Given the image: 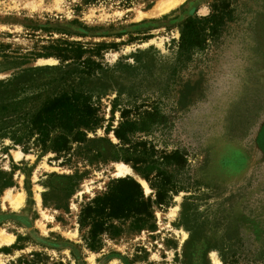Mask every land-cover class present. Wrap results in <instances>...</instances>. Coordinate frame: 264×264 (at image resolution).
Listing matches in <instances>:
<instances>
[{
	"label": "rangeland",
	"instance_id": "1",
	"mask_svg": "<svg viewBox=\"0 0 264 264\" xmlns=\"http://www.w3.org/2000/svg\"><path fill=\"white\" fill-rule=\"evenodd\" d=\"M167 1L0 0V81L59 65L45 54L66 42L95 50L84 56L111 69L110 91L95 101L99 125L85 141L61 154L35 138L0 141V170L13 177L0 194V241H9L0 242V264H264V0H180L152 14ZM223 2L226 24L204 31V48L178 65L181 25ZM152 108L166 124L121 145L122 111L133 119ZM175 151L185 168L165 204H155L157 190L124 160L134 154L143 171ZM121 164L132 172L118 176ZM119 178L141 185L154 218L140 228L115 222L92 252L81 208Z\"/></svg>",
	"mask_w": 264,
	"mask_h": 264
},
{
	"label": "trees",
	"instance_id": "2",
	"mask_svg": "<svg viewBox=\"0 0 264 264\" xmlns=\"http://www.w3.org/2000/svg\"><path fill=\"white\" fill-rule=\"evenodd\" d=\"M229 16V4L223 2L213 5L209 17L188 18L181 25L177 44L178 65L190 62L196 51L204 48V31L215 34L226 24ZM101 47L98 45L97 51ZM94 51L80 42L58 43L45 56L55 57L59 65L22 71L0 81V141L8 139L22 145L26 140L35 138L44 150L55 154L66 152L72 143L85 141L87 131L95 129L100 122L95 101L110 91L107 82H110L111 69L93 60L92 57L96 56ZM87 53L92 57L84 56ZM47 71L53 72L48 78L42 76ZM167 119L157 108L145 109L133 119L124 110L114 134L121 145H130L135 134L165 125ZM129 155L124 161L132 164L157 190L155 204H165L163 194L175 187L170 180L174 173L185 168V154L180 151L163 153L160 162L146 166L143 171L138 169L140 160L134 154ZM167 167L173 168L172 174L166 171ZM151 176L155 182L150 179ZM12 178V175L8 177L0 170V194L11 186ZM50 194L49 189L43 195L45 204ZM153 205L154 202L145 197L143 188L134 179L110 181L103 193L97 194L81 208L78 224L85 247L99 252L102 237L115 228V222L133 221L140 228L142 223L154 218ZM55 207L61 208L58 204Z\"/></svg>",
	"mask_w": 264,
	"mask_h": 264
},
{
	"label": "bare ground",
	"instance_id": "3",
	"mask_svg": "<svg viewBox=\"0 0 264 264\" xmlns=\"http://www.w3.org/2000/svg\"><path fill=\"white\" fill-rule=\"evenodd\" d=\"M179 1L180 0H169L167 2H162L157 6V8L155 9V11L152 14L153 15L160 14V13L164 12L166 9L177 4ZM117 170H118V173H117L118 176H124V175L130 174L132 172V170L130 168H128L127 166L122 165V164L119 165ZM137 180H138V182H140V184L144 187L145 190H147V191L149 190L148 185L144 180L140 179L139 177H137ZM0 242L1 243H8L9 241H7L6 239H3L1 237Z\"/></svg>",
	"mask_w": 264,
	"mask_h": 264
}]
</instances>
